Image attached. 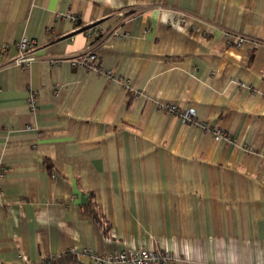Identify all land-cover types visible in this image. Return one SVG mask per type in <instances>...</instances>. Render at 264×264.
<instances>
[{
	"label": "crops",
	"instance_id": "0c3cea01",
	"mask_svg": "<svg viewBox=\"0 0 264 264\" xmlns=\"http://www.w3.org/2000/svg\"><path fill=\"white\" fill-rule=\"evenodd\" d=\"M136 247L264 264V0H0V264Z\"/></svg>",
	"mask_w": 264,
	"mask_h": 264
},
{
	"label": "built area",
	"instance_id": "2783aa9c",
	"mask_svg": "<svg viewBox=\"0 0 264 264\" xmlns=\"http://www.w3.org/2000/svg\"><path fill=\"white\" fill-rule=\"evenodd\" d=\"M242 39H237V44L240 43ZM34 40L23 36L20 40L17 41L16 46L19 49L18 56L14 59V62L17 64L29 63L34 56L29 55L27 51L30 46L33 45ZM96 54L92 53L90 50L84 52L81 55L80 59L72 58L70 64L74 65H83L89 69H93L101 74H104L108 77H116L112 70L103 68L101 65L97 64ZM52 63H57V59H52ZM121 82H128L127 79L122 76L116 77ZM164 112L173 114L178 112V107L173 103H165L162 105ZM182 119L184 121H192L194 115V109L188 108L180 112ZM199 125L205 129H208V125L205 122H199ZM212 132L217 136H224L225 133L220 128H211ZM83 254L87 255L89 258L88 263L80 262L77 264H108L113 262H122L126 264H172L174 256L168 251H162L158 249H153L149 247H136V248H126L122 250H112L106 253L90 252L89 250H83ZM29 264H37L35 262H29ZM216 264V263H213Z\"/></svg>",
	"mask_w": 264,
	"mask_h": 264
},
{
	"label": "trees",
	"instance_id": "16d2710c",
	"mask_svg": "<svg viewBox=\"0 0 264 264\" xmlns=\"http://www.w3.org/2000/svg\"><path fill=\"white\" fill-rule=\"evenodd\" d=\"M75 254L74 253H68V252H63L62 254L58 255V256H51L49 258H47L43 264H63V263H71V262H77V260L75 259ZM78 263V262H77ZM76 263V264H77Z\"/></svg>",
	"mask_w": 264,
	"mask_h": 264
}]
</instances>
